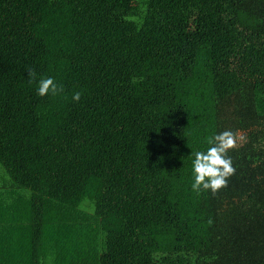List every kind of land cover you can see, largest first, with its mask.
Listing matches in <instances>:
<instances>
[{
  "label": "trees",
  "instance_id": "16d2710c",
  "mask_svg": "<svg viewBox=\"0 0 264 264\" xmlns=\"http://www.w3.org/2000/svg\"><path fill=\"white\" fill-rule=\"evenodd\" d=\"M0 264H264V0H0Z\"/></svg>",
  "mask_w": 264,
  "mask_h": 264
},
{
  "label": "clouds",
  "instance_id": "9594fccd",
  "mask_svg": "<svg viewBox=\"0 0 264 264\" xmlns=\"http://www.w3.org/2000/svg\"><path fill=\"white\" fill-rule=\"evenodd\" d=\"M29 82L37 79L35 69L28 70ZM64 88L53 78L39 79L37 93L41 97L49 94L52 96L63 93ZM73 100L79 102L81 93L75 92ZM208 143L211 145L206 151H196L193 161L194 183L192 190L199 192L201 189L211 190L216 193L228 186V180L235 175L236 169L228 152L237 146V135L232 131L226 130L210 138Z\"/></svg>",
  "mask_w": 264,
  "mask_h": 264
},
{
  "label": "rangeland",
  "instance_id": "374dc122",
  "mask_svg": "<svg viewBox=\"0 0 264 264\" xmlns=\"http://www.w3.org/2000/svg\"><path fill=\"white\" fill-rule=\"evenodd\" d=\"M243 142V135L242 133L237 134V146Z\"/></svg>",
  "mask_w": 264,
  "mask_h": 264
}]
</instances>
